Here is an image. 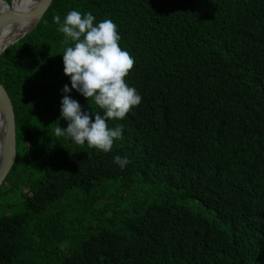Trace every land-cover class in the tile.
Returning <instances> with one entry per match:
<instances>
[{
  "label": "trees",
  "instance_id": "16d2710c",
  "mask_svg": "<svg viewBox=\"0 0 264 264\" xmlns=\"http://www.w3.org/2000/svg\"><path fill=\"white\" fill-rule=\"evenodd\" d=\"M72 10L111 19L135 60L142 100L107 121L108 153L54 134L71 45L53 17ZM0 81L17 133L0 264H264V0H53Z\"/></svg>",
  "mask_w": 264,
  "mask_h": 264
},
{
  "label": "clouds",
  "instance_id": "9594fccd",
  "mask_svg": "<svg viewBox=\"0 0 264 264\" xmlns=\"http://www.w3.org/2000/svg\"><path fill=\"white\" fill-rule=\"evenodd\" d=\"M53 20L59 26L57 30L64 34L63 44L71 45L62 54L64 74L71 81V89L64 86L61 101V119L67 121V128L58 125L54 134L71 139L77 145L87 143L91 149L108 153L114 141L122 138V127L110 129L107 121L123 120L142 100L136 89L126 83L135 60L120 46L121 37L111 19L94 23L95 17L90 12L82 14L72 10L63 22L58 14ZM71 90L93 102L103 115L83 111L68 95ZM114 162L121 169L130 163L127 157L120 156H115Z\"/></svg>",
  "mask_w": 264,
  "mask_h": 264
},
{
  "label": "water",
  "instance_id": "95a60500",
  "mask_svg": "<svg viewBox=\"0 0 264 264\" xmlns=\"http://www.w3.org/2000/svg\"><path fill=\"white\" fill-rule=\"evenodd\" d=\"M16 0H0V39L3 30L15 23L29 22L31 26L13 38L0 50V55L20 39L35 30L53 0H35L26 6L16 8ZM17 159L16 114L14 104L6 88L0 81V189L10 175Z\"/></svg>",
  "mask_w": 264,
  "mask_h": 264
},
{
  "label": "bare ground",
  "instance_id": "6f19581e",
  "mask_svg": "<svg viewBox=\"0 0 264 264\" xmlns=\"http://www.w3.org/2000/svg\"><path fill=\"white\" fill-rule=\"evenodd\" d=\"M34 1L35 0H16L14 6L16 8H20L28 4H31ZM30 26H31V23L29 22L15 23V24H11L7 26L2 32V37L0 39V50L2 49V47L8 44L17 35L26 31Z\"/></svg>",
  "mask_w": 264,
  "mask_h": 264
}]
</instances>
